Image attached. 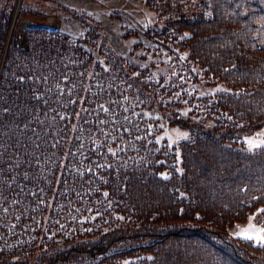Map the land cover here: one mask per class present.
Returning <instances> with one entry per match:
<instances>
[{
  "label": "trees",
  "instance_id": "obj_1",
  "mask_svg": "<svg viewBox=\"0 0 264 264\" xmlns=\"http://www.w3.org/2000/svg\"><path fill=\"white\" fill-rule=\"evenodd\" d=\"M144 2L153 54L187 51L175 75L87 11L0 0V264H264V240L229 234L257 210L264 227V144L243 141L264 126V0ZM65 15L79 35L45 27ZM154 107L189 135L159 140Z\"/></svg>",
  "mask_w": 264,
  "mask_h": 264
},
{
  "label": "rangeland",
  "instance_id": "obj_2",
  "mask_svg": "<svg viewBox=\"0 0 264 264\" xmlns=\"http://www.w3.org/2000/svg\"><path fill=\"white\" fill-rule=\"evenodd\" d=\"M61 2L78 10L87 11L100 20L103 38L118 55H126L133 49L136 42L142 41L145 44V48L135 50L132 62L145 67L151 65L154 61L156 66H152V73L156 77L161 74L175 75L178 68L186 62L187 51L180 52L179 60H171L173 55L165 52L163 54H153L156 42L148 38L142 30L147 25L163 26L165 20L159 21L157 12L147 7L144 0H61ZM46 20L48 24L45 27L51 30L61 28L73 35H79L82 32L79 23L68 15H65L61 20L54 19L53 16H47ZM34 25L35 23L32 20L25 19L21 28ZM125 28L139 29V33L125 37L123 36ZM142 55L145 57L142 58ZM170 63H173V65L171 66ZM192 86L202 95L213 94L219 90L227 89V86L223 83L207 85L198 82ZM146 114L159 119L163 129L158 136L159 140L167 139L170 144H175L178 140L184 139L189 135L188 128L169 125L167 113L158 107L146 110ZM181 115L188 116L189 107L182 108ZM211 127L212 122H207L205 128L210 129ZM243 141L246 148L250 150H256L261 147L264 144V126L255 133L244 136ZM257 211L252 213L247 221L235 223L229 229L230 236L242 238L252 236L255 242H261V239H256V237L262 238L264 227L257 218Z\"/></svg>",
  "mask_w": 264,
  "mask_h": 264
},
{
  "label": "snow or ice",
  "instance_id": "obj_3",
  "mask_svg": "<svg viewBox=\"0 0 264 264\" xmlns=\"http://www.w3.org/2000/svg\"><path fill=\"white\" fill-rule=\"evenodd\" d=\"M249 143H251V142H249ZM257 146H258V145H257ZM245 238H246V239H249V240L253 239L252 236H246ZM256 239L264 240V238H261V237H256Z\"/></svg>",
  "mask_w": 264,
  "mask_h": 264
}]
</instances>
